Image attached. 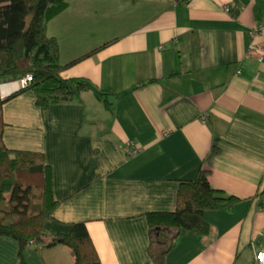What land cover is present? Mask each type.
<instances>
[{"label":"crops","instance_id":"0c3cea01","mask_svg":"<svg viewBox=\"0 0 264 264\" xmlns=\"http://www.w3.org/2000/svg\"><path fill=\"white\" fill-rule=\"evenodd\" d=\"M70 6L48 24L55 34L57 16H66L62 73L111 90V105L88 89L42 109L32 87L6 96L4 105L7 144L44 150L53 166L61 202L44 234L61 235L85 219L103 264H156L147 212L176 208L182 179L204 167L214 186L242 199L234 209L205 210L209 233L158 229L164 236L156 243L177 238L158 264H258L264 54L250 45L264 0H99L79 12L88 20L76 48L66 34ZM26 193H18L22 204ZM19 252L16 237L0 234V264H18ZM24 255L27 264H77L62 241L30 242Z\"/></svg>","mask_w":264,"mask_h":264},{"label":"trees","instance_id":"16d2710c","mask_svg":"<svg viewBox=\"0 0 264 264\" xmlns=\"http://www.w3.org/2000/svg\"><path fill=\"white\" fill-rule=\"evenodd\" d=\"M69 3L70 0H0V83L32 73L34 78L30 87L36 92L42 109L55 102L79 99L88 89L107 99L110 106L112 102L108 95L111 90L99 87L89 76H65L62 73L60 40L48 31V24ZM146 82L148 80L140 84ZM4 105L5 97L0 87V234L20 241L18 264H27L26 245L33 237L44 235V221L53 215L61 199L55 194L54 170L46 151L12 148L7 144ZM209 173V169L201 167L196 177L182 179L176 208L147 212L152 232L151 251L156 264L165 260L166 252L177 242L173 235L167 243H156L157 238L164 236L158 235V229L173 228L179 234L186 226L201 234L209 233L213 227L205 217V210L234 209L242 199L214 186ZM19 189L29 190L26 208L14 209V193ZM254 196H258V205L264 207V186ZM71 225L70 231L44 244L62 241L71 248L77 264H103L86 220H74Z\"/></svg>","mask_w":264,"mask_h":264},{"label":"rangeland","instance_id":"374dc122","mask_svg":"<svg viewBox=\"0 0 264 264\" xmlns=\"http://www.w3.org/2000/svg\"><path fill=\"white\" fill-rule=\"evenodd\" d=\"M70 1H71L70 2V5H71L70 7H73L74 10L71 11V14H68L67 16H70L74 20V23H73V25L71 27H69L67 29V31H66L67 33L66 34L69 35L71 47L72 48H76L77 45L78 46H83L84 45V42H82V41H84L83 38H82V34L84 32V29H87L85 27V21L88 20V18H86L84 16L81 17L80 14H79V12L81 13L83 11V9L85 8V6H84L85 4L86 5L91 4V3H98L99 4V0H70ZM87 16L91 17L90 12L87 14ZM93 16L94 17H97V15H93ZM65 18H66V16H64V15L57 16V21H58L59 25H56V23L54 24V28H55L54 30H57L56 32L58 33V34L55 33V35L58 36L59 35V32L62 33L61 24H64L63 23V20ZM109 19H110V17L105 16V18H104L105 24L109 21ZM54 21H55V18H54ZM78 35L81 36V40L82 41L80 40V38L78 37ZM59 37H60V41H61L62 40V35L60 34ZM77 39H78V42H77ZM60 46L62 48H64L63 43L60 44ZM61 61H62V59H61ZM16 79H14V80H4V81L9 82V84H7L6 86H4V88H5L4 91L7 94V96L10 95L11 93L15 92L14 87H8V86H14V84H16V81H15ZM4 81H2V82H4ZM18 193H19V195L20 194L22 195V194L26 193V190L25 191H19ZM18 193L16 192L15 195H14L15 201L18 204H21L22 205L21 206L22 208H26V205L25 204H22V203H24V199L22 200L21 198H18ZM28 193H29V190H27V193L25 194L24 198L28 197ZM21 195H20V197H21ZM57 236H59V235H56L54 237L49 236V237H51V239H42V240L41 239H38V236H35V237H33L31 239V242H34V243L37 244V246L41 247L42 244H44L48 240L55 239Z\"/></svg>","mask_w":264,"mask_h":264},{"label":"built area","instance_id":"2783aa9c","mask_svg":"<svg viewBox=\"0 0 264 264\" xmlns=\"http://www.w3.org/2000/svg\"><path fill=\"white\" fill-rule=\"evenodd\" d=\"M251 31L254 37L250 45V50L254 51L255 49H257L260 51L261 54H264V43L262 42V34L264 32V19H263V22L260 23V25L253 27ZM33 78L34 77L32 73L23 74L15 80L16 84H14V86H8V87H14L15 91L30 87L33 81ZM7 84H9V82L7 81H4L0 84L3 97L7 96V94L4 91L5 88L3 87V85L6 86ZM262 236H263L262 233L259 234L257 239L261 240ZM257 258H258V264H264V244L263 243H261V247L258 249Z\"/></svg>","mask_w":264,"mask_h":264},{"label":"water","instance_id":"95a60500","mask_svg":"<svg viewBox=\"0 0 264 264\" xmlns=\"http://www.w3.org/2000/svg\"><path fill=\"white\" fill-rule=\"evenodd\" d=\"M38 239H51V237H49V236H46V235H39L38 236ZM158 259H159V256H158Z\"/></svg>","mask_w":264,"mask_h":264},{"label":"bare ground","instance_id":"6f19581e","mask_svg":"<svg viewBox=\"0 0 264 264\" xmlns=\"http://www.w3.org/2000/svg\"><path fill=\"white\" fill-rule=\"evenodd\" d=\"M3 87H4V85H3Z\"/></svg>","mask_w":264,"mask_h":264}]
</instances>
